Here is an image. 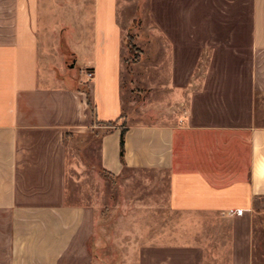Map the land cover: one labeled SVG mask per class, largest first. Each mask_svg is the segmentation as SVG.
Returning a JSON list of instances; mask_svg holds the SVG:
<instances>
[{"label": "crops", "instance_id": "obj_1", "mask_svg": "<svg viewBox=\"0 0 264 264\" xmlns=\"http://www.w3.org/2000/svg\"><path fill=\"white\" fill-rule=\"evenodd\" d=\"M92 1L83 66L93 71L90 108L77 88L40 79V0H0V264H94L93 208L64 203L60 181L54 196L42 180L60 175L50 170L62 131L101 128L123 111L119 1ZM149 16L167 48V122L103 132L100 166L115 176L166 173L167 264H206L205 246L191 241L208 223L225 222L227 264H258L252 210L264 199V0H149ZM230 208L244 211L228 215ZM189 214L204 218L182 217ZM155 245L138 264H156ZM259 245L264 264V234Z\"/></svg>", "mask_w": 264, "mask_h": 264}, {"label": "rangeland", "instance_id": "obj_2", "mask_svg": "<svg viewBox=\"0 0 264 264\" xmlns=\"http://www.w3.org/2000/svg\"><path fill=\"white\" fill-rule=\"evenodd\" d=\"M118 1L124 37L121 49L123 111L119 122L124 121V126L165 123L167 105L171 102L167 91V48L149 16V0ZM92 3V0H40L37 32L40 79L51 87L77 88L83 92L90 108V79L83 66L90 57ZM102 125L80 133L69 129L61 132V153L53 155L55 161L50 170L60 175L45 176L44 187L50 189L48 194L56 196L55 186L60 181L64 203L93 208V234L88 248L94 264H138L139 253L152 243L156 244L155 256L149 259L152 263L167 264V253L163 251L167 239L161 238L167 230V175L161 171L125 170L115 176L103 170L99 161V138L108 125L105 122ZM252 216L255 222L253 256L257 255L259 264V239L264 234L263 198L255 199ZM182 217L203 219L204 215ZM228 225L208 223L197 231L198 237L204 235L200 236L202 239L191 241L205 246L206 264H227ZM194 227L189 225L188 229L194 231ZM218 228L221 234H216ZM215 252L219 257H214Z\"/></svg>", "mask_w": 264, "mask_h": 264}, {"label": "trees", "instance_id": "obj_3", "mask_svg": "<svg viewBox=\"0 0 264 264\" xmlns=\"http://www.w3.org/2000/svg\"><path fill=\"white\" fill-rule=\"evenodd\" d=\"M122 118V115L113 121L105 122L108 125V128L104 131V133H108L112 130V128L117 125H124V121L119 122V120ZM126 128H121L120 131V158L123 161V154H124V134H125Z\"/></svg>", "mask_w": 264, "mask_h": 264}, {"label": "built area", "instance_id": "obj_4", "mask_svg": "<svg viewBox=\"0 0 264 264\" xmlns=\"http://www.w3.org/2000/svg\"><path fill=\"white\" fill-rule=\"evenodd\" d=\"M85 75L88 79H91L93 77V71L90 69H87L85 71ZM244 209L243 208H230L227 210L228 215H242Z\"/></svg>", "mask_w": 264, "mask_h": 264}, {"label": "water", "instance_id": "obj_5", "mask_svg": "<svg viewBox=\"0 0 264 264\" xmlns=\"http://www.w3.org/2000/svg\"><path fill=\"white\" fill-rule=\"evenodd\" d=\"M71 66H73V63L71 64Z\"/></svg>", "mask_w": 264, "mask_h": 264}]
</instances>
